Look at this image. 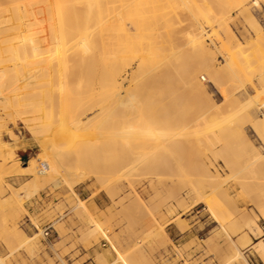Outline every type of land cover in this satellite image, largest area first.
Wrapping results in <instances>:
<instances>
[{"label": "rangeland", "instance_id": "374dc122", "mask_svg": "<svg viewBox=\"0 0 264 264\" xmlns=\"http://www.w3.org/2000/svg\"><path fill=\"white\" fill-rule=\"evenodd\" d=\"M90 1L89 6L81 9L84 12L83 15L88 18V23H95L101 26L104 19L103 14L97 15L100 11L98 8L100 0ZM116 1L119 3L123 0ZM185 1H189V13H186L187 8L182 10V12L178 8L177 15L174 17L176 21L175 26H178V28L176 27L177 29L182 30L180 26L184 27L187 24H184L186 19L184 17L186 14L188 16L192 14L191 17L189 16L192 19L186 16L188 18L186 21L188 24L194 23L196 28H198L197 30L202 29L203 36L215 62L211 60L209 63L208 69L211 72L202 69L200 72H197L199 77L196 76L197 79L199 78L198 80L204 82L208 89V94H210L209 96L212 97L211 99H207L202 94L203 92H196V90H193L196 93H192L194 96L192 94L188 96V92L191 93L190 90L192 89H188L189 83L186 76L182 74L185 73L183 71L186 66V64L183 66V63L187 61V58L190 60L195 55L198 57V54L190 57L192 52L187 45L183 46L187 50L184 48L179 53L181 56L178 55L177 57V61H179L176 67L178 69L177 72H174L175 69H172L173 71L166 76L167 79L165 77L161 79L162 82L165 80L164 83L166 85L171 84L173 86L174 84H178L177 86L166 87L164 84L166 89L164 88L163 90L164 86L163 84H159V82L152 87L148 75H144L142 71L144 76L147 75L148 81L144 77L145 80L143 79L144 81L141 82L146 81V84L152 87L149 86L150 91L151 89H154L152 90L153 92L155 91V93L151 91V95L148 91L146 97L147 103L148 101L151 102L152 95H160L163 100L161 104V98L152 97L155 99V102L152 99L153 104H148L152 105L151 107L152 109L154 107L155 111L150 108V105L142 108L138 103L127 106L123 104L124 108L122 107V103H117L116 99L120 102L122 95L125 93V88L130 84L129 78L133 69L129 65L127 66L128 69L122 70L129 77L124 80L123 89L119 88L121 92H118L117 89L116 91L111 90L113 86L109 87V85H106V80L105 83L99 82V84L96 82L97 86L95 85L92 89L88 88L85 90L92 99L95 96L96 99L98 98V101L101 100V103L96 101V104L97 102L99 103L97 106H100V109L95 106L93 111L86 114V116H91L93 112H99L100 110L99 113L97 112L96 119H94L96 122L94 121V123L98 124L101 122L103 124L99 123L102 126L96 135L88 134L85 137H74V139L70 137L69 139V137H65L66 135H50L45 137L33 134L19 116L20 95L15 94L7 104L0 108V119H2L0 123V141H3L5 144L6 155L9 154L11 148L15 152L13 158L8 159V166L0 172V182L3 181L0 187L4 186L3 188L5 189H3V192L1 191L2 189L0 190V262H2L0 264H264V252L262 253L260 250H257L256 245L253 247V244L260 239L264 242V172L260 168L256 170L254 168V171L249 169L248 165L255 158L251 154L252 152L248 151L246 143L240 142L242 139L239 133L232 130L236 125L244 122L246 124V126L244 125V131L245 133L247 132L246 135L264 152V143L258 138L251 126L252 123L259 121L264 114V83L262 84L264 81L262 78L264 77V67L261 68L264 66V61H262L264 60V41L263 43L261 42L262 39L264 40V7L257 6L254 0L247 2V5L252 9V13L257 16L259 26L263 29L262 37H260L254 31L255 29H253L252 24L248 22V17L240 13V9L234 3L229 4L226 0H212L213 2H211L215 3L213 5L208 0V4L205 2L203 4L201 0H192L193 3L191 0H173L172 3L173 5H182ZM195 1L197 3H194ZM74 5L75 2L72 0H63L58 6L61 9H69ZM222 5H226V9ZM170 9L171 7L168 8V10ZM219 10L222 13L226 12L227 22L232 32L235 33V37L238 38L239 48L237 47L234 50L237 53L233 50L231 53L223 49L227 40V30L225 29L226 31H224V28H226L224 26L225 23L222 25L219 23L220 21L217 22L219 18L217 15H223ZM215 11L219 13L216 15ZM138 12L140 17L148 18H152L158 14L155 9L148 8L143 4L139 5ZM194 12H200L199 15L203 17L197 15L198 18H196V13ZM183 13L185 16L182 17ZM210 13L214 16L213 18L216 19L218 17L216 22L214 21L215 19L210 17ZM45 22L46 25L56 23L55 20L52 21L50 18H46ZM126 24L129 28H132L133 23ZM200 24L204 28H201ZM165 27V22L157 25L153 29L155 35L141 37L134 41V43H127L125 47H130V44H132L134 48H141L149 41L151 42L154 39L153 37L161 38ZM179 35H174V38L168 39L165 42L166 45L168 46L177 41H184L189 36L187 34L185 38L182 32L183 38ZM118 42L114 43L115 47L121 46V43ZM184 42L186 43L187 41ZM250 44H252V48ZM255 44L257 51H253ZM248 47L250 51H244ZM233 53L234 55H232ZM239 53L241 55L238 58ZM250 53H254L253 55L257 54L258 56L251 57L252 54ZM259 56L263 59L259 58ZM197 57H194V59H197ZM52 58L53 62L58 63L63 59V54L59 50H56L52 53ZM248 59L253 61H249ZM258 60H260L259 62L262 61V63L255 64ZM235 62L238 65H235ZM181 65L184 68H179ZM225 65L228 66L227 70L224 69L226 68ZM217 67L220 70L223 69L221 73ZM243 67L244 69H242ZM252 68L254 69L252 70ZM71 70L61 69L58 73L67 75ZM179 70H181V73H179ZM228 70L234 73L239 71L235 75L237 74V77L240 75L238 78L243 83L241 84L240 81L237 83L238 78ZM243 70L246 71V74L242 72ZM254 70L257 71L254 72ZM217 71L219 72L218 76V73L215 74ZM248 71L251 73L249 76L247 75ZM207 72H210V74H207ZM138 73L140 74L141 71ZM241 73L247 75L248 77L246 78L248 80ZM257 73H262L263 76L259 74L254 78V75ZM173 75L175 78L183 77L185 79L175 80L173 79ZM176 75H181V77ZM204 75L206 78L203 77ZM208 75L215 82L219 79L217 86L221 82L222 84L219 87H215ZM224 75L226 76L222 77ZM138 76L137 80L141 77ZM250 76L251 78H249ZM194 78L190 81L193 86L195 84ZM258 79L261 82H258ZM103 80L101 79V81ZM139 81L132 82L131 87ZM169 81L171 83H168ZM183 83L185 87L187 86L186 88ZM239 83L240 86L237 85ZM140 84L142 87L143 83L139 82ZM158 84L160 85V89L156 88ZM244 84L245 86H243ZM178 86V91L174 93ZM222 87L229 89L227 90V94L231 92V97L225 94L226 91L222 90ZM97 89L100 91L95 93ZM136 89L134 90L133 88L134 91ZM141 89L138 90L140 91ZM161 89V94H159L158 92ZM102 90L104 93L101 92ZM110 90L111 92H109ZM138 90L136 91L137 94L139 93ZM85 91H83L84 94H86ZM143 91L144 89L140 91L139 95ZM163 91L168 92L167 96H164ZM89 92H92V94H89ZM200 93L201 95H199ZM96 94L98 97H96ZM173 94H175V97ZM183 94L185 95L182 96ZM105 95H108L106 97L108 101ZM227 96L231 99L229 98L228 100ZM166 97L167 99L170 97V99L167 100ZM96 99H94V104ZM103 99L106 102L102 103ZM77 100L80 101V99L76 98L70 104L79 106L77 104L80 102ZM164 100L165 105L167 104L166 106H163ZM209 100H213L218 108L215 105L213 106L215 108L210 107L209 105L212 106L214 103H210ZM156 102L158 104H155ZM174 102L177 105L172 104ZM228 102H231V104ZM168 103L172 105H168ZM200 104L202 108H200ZM222 104L224 107L221 106ZM236 104L238 105L236 106ZM207 105L209 106L207 109H210V112H207ZM135 106H137V110ZM101 107L104 108L102 109ZM190 108L191 110H189ZM160 109H162V112L165 109L168 110L167 112L166 110L164 111L166 115L161 113ZM234 109L235 112H233ZM220 110L222 111L221 113ZM122 113L123 115H121ZM105 114L107 115V119L103 118L106 116ZM153 118L156 121H153ZM166 120L171 123L166 122ZM2 122H4L3 125ZM59 122L60 119L57 118L56 124H59ZM76 124L77 122L73 123L70 127L72 128ZM128 124H130L129 128H126ZM180 124L184 125V127ZM164 126H168L169 128H165ZM124 128L128 129L126 131L130 132L129 135H127V132H124ZM165 131L170 133L168 134ZM172 131L173 133H171ZM162 133L164 138L161 136ZM166 134L167 136L172 134L170 139H168L169 137L165 138ZM157 135L165 141L161 138L159 140L162 143L160 141L157 142ZM48 138L50 140H47ZM78 139H81V143L77 141ZM42 141L45 144L49 142L47 146L62 152V165L66 167L62 174L56 175L57 177L54 176L53 179L47 175L36 179L33 172H16L13 165L16 166L17 161L20 163L18 164L21 166L20 168L23 169V166L29 165V160L32 157L39 158V168H41L40 163L46 162L48 164L47 170L50 169V161L46 158L44 159L46 157L44 155L46 149L41 144ZM15 143L18 146H15ZM75 143H78V145L76 144L77 147ZM235 145H240L244 148L241 147L240 150V146L236 147ZM74 146L79 153L74 150L75 148L71 149ZM65 150L70 152L68 153ZM21 152H27L29 156H23ZM39 154L42 155L38 156ZM72 162L75 163L74 167ZM10 165L13 166L11 171H9ZM241 167H244L242 172ZM76 168L78 171L82 170V168L84 171H90L91 177L77 183V185L75 184V187H71L70 183H66L63 175H66V170H75ZM237 168H240L239 172L236 171ZM54 179H61V183L58 184L60 186L53 184V182L55 183ZM82 191L84 193H80ZM97 196L100 199L106 200L107 205L96 206L93 200ZM198 197H207V200L211 199L209 203L216 216L210 212L208 208L210 206H207L209 204L206 201L197 200ZM3 201L6 203L4 204ZM256 224L261 229L260 233H257ZM161 226L163 231L160 230ZM33 236L35 237L33 238ZM209 236L214 238L210 237L209 239ZM24 238L26 239L25 241L23 240ZM240 251H242V255L245 257L238 255Z\"/></svg>", "mask_w": 264, "mask_h": 264}, {"label": "bare ground", "instance_id": "6f19581e", "mask_svg": "<svg viewBox=\"0 0 264 264\" xmlns=\"http://www.w3.org/2000/svg\"><path fill=\"white\" fill-rule=\"evenodd\" d=\"M72 1L75 2V5L72 8L61 9L58 5L60 3H62L63 0H0V108H2L5 104H7L13 98V96H15V94L20 95L21 99L19 101V107H18L19 116H20L21 120L29 127V130L33 134L38 135V136L42 135L45 137L50 136V135H52V136L53 135H60V136L64 135L65 136L66 135L65 137H67V138L69 137V139H70V137H72L71 139H74V137L77 138L80 136L85 137L88 134H95L96 135L100 131V127L102 126L101 124H103L101 122H99L101 124H99V123L95 124L94 123V121H95L94 119H96L95 117L100 112V110H99V112L98 111H96L95 113L93 112V114L91 116H86V114L93 111L95 109V106L98 109H100L99 108L100 106L98 107L97 105L99 104L98 102L101 103V100L98 101V98L96 99L95 96L92 95L94 97V99H96L95 104H94V99H92V97H90L86 93L85 90H87L88 88L92 89L97 84L96 82L105 83L107 81L106 85H109V87L110 86L116 87V88L112 87V89L110 88L111 90L116 91V89H117L119 92L120 91L119 88L123 89L122 86H123L124 80L128 79V77H129L128 75H125L122 72V70L126 69L128 65L131 66V69H133L131 76L129 78L130 84L128 87H126V88L124 87L125 93L123 95L121 94L122 95L121 99L119 97L120 102H118V99H116V101H117V103H122V105L124 104L126 106L127 105H136L138 103L142 108L147 107V105H150L148 103H152L153 101L155 102L154 98H159V99L161 98L159 94H161L162 89L164 90V88H165V86H164L165 80L162 82L161 79H163V77L166 78V76H168L173 71L172 69H175L176 71L174 70V72H177L178 69L176 67H177V63L179 62V61H177L178 60L177 57H178L179 53L182 50H184L185 47H183V46H187V45H188L187 47L192 52L190 57H192L194 54H198V57L195 55L190 60H188V58H187V61H185L184 63L182 62L183 66L186 64L185 70L183 71L185 73H182V74H183V76H186V79L189 83L188 89L189 88L192 89V90H190L191 93L188 92V96H189V94H192V93L196 94L195 91L193 92V90H196V92L197 91L203 92L202 94H204V96L207 99L212 98L209 96L210 94H208V89L205 86L204 82L202 81L203 82L202 83L201 80H198L199 78L197 79V76H198L197 72H200V70H202V69H206L208 71L209 70L208 66H209L210 61L211 60L214 61L215 59L213 60V58H212V53L209 51V47H208V44L206 43V40L203 36L202 29L197 30L198 28H196V25L194 23L188 24V22L186 21L188 19L187 17L190 16V15L188 16V14H186V13H189L188 10H190L189 9V1L188 2L185 1L182 5H173V3H172L173 0H123L119 3H117L118 1H116V0H100L98 3V8L100 9V11L97 13V15L103 14L104 19L102 21L101 26L96 25L95 23L94 24L88 23V21H89L88 18L85 15H83L84 12H82L81 9L89 6L91 3L90 0H72ZM211 1L212 0H210V1L208 0V2H211ZM226 1L229 4L234 3V5L240 9V13L245 14L248 17V19H249L248 22L250 24H252V26L254 27L253 29H255L254 31L256 32V34L258 36L262 37L261 35L263 34L262 33L263 29L259 26L257 16H255L252 13V9L247 5V2L249 0H226ZM201 2L202 3L205 2L208 4L207 0H201ZM254 2L257 6H263L264 7V0H254ZM192 3H193V1H192ZM194 3H197V2L195 1ZM141 4H143L144 6H146L148 8L155 9L156 12H158V14L154 15V17H152V18L140 17L138 9H139V5H141ZM213 4H215V3H212V5ZM190 6H192V5H190ZM223 6L226 9V5H222V7ZM167 7L168 8L171 7V9L168 10ZM178 8L181 9L180 12H182V10H185L187 8V10H186L187 12L186 13L184 12L187 17L185 16L184 13L182 14V17L185 16L184 19L186 18L184 21V24L185 23H187V24H185L184 27L182 25L180 26V28H182V30L180 29L181 31L179 29H177L178 26H175L176 21L174 19V17H176V15H177ZM225 9H223V10H225ZM192 10H194V9H192ZM219 12L222 13L220 10H219ZM219 12H216V15ZM194 13H196V12H194ZM199 13L200 12L195 14L196 18H198V16L203 17L202 15H199ZM225 13L226 12L224 11L222 13L223 14L222 16H220V14H218L217 16L219 18L216 16L215 17H216V19L218 18L217 22L220 21L219 23H221L222 25L225 23L224 26L226 28H224V31L227 30V37H226L227 40L225 42V45L223 46V49H225L226 51H230L232 53V50L234 51L238 47V41H237L238 38H236L235 33L232 32V30H231V28L227 22V15H225ZM170 15H172V16H170ZM180 16H181V13H180ZM191 16H192V14H191ZM210 17L213 18L214 16L211 14ZM46 18H50V19H52V21L55 20L56 23L51 24V25L50 24L46 25V22H45ZM190 19H192V18H190ZM213 19H215V18H213ZM216 19L214 20L215 22H216ZM173 20H174V22H173ZM163 21L166 23V27L163 30L161 38L153 37L154 39H152L151 42L149 41L145 46H143L141 48H134L132 46V44H130V47L129 46L125 47V45L127 43H129V42L134 43V41H136L137 39H139L141 37H145V36L147 37L149 35L150 36L155 35V33L153 32L154 27L157 25L163 24L164 23ZM196 22H197V19H196ZM126 23H133L132 28H129L128 26H126L127 25ZM177 23H180V22H177ZM222 25H221V27H222ZM200 26H201V28H204L201 24H200ZM218 26H219V24H218ZM252 26H251V28H252ZM221 29H223V28H221ZM178 30H179V32H178ZM181 32L185 38H186L185 35H187V34L189 35L188 39L184 40V41H187L186 43L184 41H177V42L172 43L168 46L166 45L165 42L168 39L174 38V35L175 36H178L179 34L181 35ZM183 32L187 33V34L184 35ZM215 34H218V33H215ZM225 36H226V33H225ZM181 37H182V35H181ZM259 39H261V38H259ZM257 40H258V38H257ZM116 41H119L118 43H121L120 47L114 46V43H116ZM263 41L264 40L262 39L261 42L263 43ZM254 43H255V41H254ZM250 46L252 48V44H250ZM254 48H253L254 49L253 51H255V50L257 51L256 44H255ZM263 48H264V46H263ZM56 50H59L60 53L63 54V59L58 63L52 61L53 60L52 53ZM185 50H187V49L185 48ZM246 50L250 51L249 47H248V49L245 48L244 51H246ZM244 51H243V54H244ZM234 52L237 53V51H234ZM255 53H257V52H255ZM250 54H252V53H250ZM250 54H248V55H250ZM253 54L251 57H253V56L257 57L258 56L257 54H256L257 56L253 55ZM232 55H234V53ZM240 55L241 54L239 53V55L238 56L236 55V56L239 58ZM260 55H262V54L260 53ZM179 56H181V55H179ZM187 57H189V56H187ZM194 57L195 58L197 57V59H194ZM259 58H262V57L259 56ZM134 61H135V64H134ZM245 61H246V58H245ZM249 61H253V60H249ZM259 61L260 60H258V62L255 64L262 63V61H264V60H262L261 62H259ZM175 62H176V64H175ZM237 62H238V60H237ZM236 64L237 63L235 62V65ZM253 64H254V62H253ZM227 65H225L226 68H224L226 70L228 67ZM260 65H262V64H260ZM183 66L181 65L179 68H182ZM263 67L264 66H262L261 68H263ZM61 69H70V70L73 69V70H71L67 75H65V74H59L58 73V71ZM242 69H244V67ZM253 69L254 68H252V70ZM255 69H256V67H255ZM181 70H179V73H181ZM222 70L219 69V72L221 73ZM230 70H231V68H230ZM230 70H228V71H230ZM233 70H235V68H233ZM139 71H141L140 74L138 73ZM142 71L144 72V75L145 74L148 75V79H149L150 85L152 84L151 85L152 87H154V84L159 83V82H160L159 84H163V86H164L161 90H159L160 91V92H158L159 94L156 93L159 96H155V95L153 96L152 95L151 99H150L151 102L148 101V103H147V98H146L148 91L150 92V95H151V91L154 89H151V91H150L151 86L146 84V81L141 82V81L145 80L144 77H146V80H147V75L144 76L142 74ZM213 71H214V69H213ZM213 71H212V73H214ZM255 71H257V70H254V72ZM210 72H207V74L208 73L210 74ZM219 72L217 71V72H215V74L218 73L217 74V76H218ZM236 72L238 74L239 71H236ZM242 72H245L244 74H246V71L243 70ZM250 72H251V70H250ZM250 72L249 71L247 72L248 76H249V74L251 75ZM136 73H138L139 76ZM212 73H211V75H212ZM231 73H233L235 75L234 72H231ZM237 74L235 75L236 78L240 77V75L237 77ZM241 74L244 75L243 73H241ZM259 74H262V73H259ZM259 74L257 73L254 75L255 77L254 76L253 77L256 78V75H259ZM263 74H262V76H263ZM100 75H102V76H100ZM136 75L138 77L141 76L140 79L142 78V75H143L142 80H140V79H139L140 81L137 80ZM181 75L180 76L176 75V76L181 77ZM247 75H244L245 78L248 77ZM99 76L102 80L103 79L104 80L101 81V79L98 78ZM103 76H104V78H103ZM225 76L226 75H224L222 77H225ZM193 77H195L194 78L195 79L194 86L191 85V83H190V81ZM203 77L206 78L205 75ZM208 77L210 78L211 76L208 75ZM182 78L183 77L175 78V76H174L173 79H175V80L181 79L182 80ZM245 78H243V79H245ZM249 78H251V76ZM262 78L264 80V77H262ZM183 79H185V78H183ZM221 79H224V78H221ZM210 80L212 81V83L215 87H219L220 84H222V82H221V83H219V86H217L218 85L217 82H219V79H218V81L216 79L217 82L213 81L212 78H210ZM237 80H238L237 81V83H238L241 79L238 78ZM246 80H248V79L246 78ZM134 81L135 82L139 81L140 83H143L142 87H141V84L139 85V82L135 83V85L133 87H131L132 82H134ZM259 81L261 82V80L258 79V82ZM179 82H184V81H179ZM168 83H171V82L169 81ZM223 83H224V80H223ZM240 83L242 84L243 82L240 81ZM240 83L237 85L240 86ZM263 83H264V81L262 82V84ZM159 84L156 87L157 89L160 86ZM245 84L243 86H245ZM144 85H145V87H144ZM174 85L177 86L178 84L177 85L174 84ZM174 85L171 86V84L170 85L168 84V85H166V87L167 86L168 87L169 86L174 87ZM183 85H184V83H183ZM118 86H120V87H118ZM146 86H148V87H146ZM106 87L108 88V86H106ZM171 87H170V90H171ZM180 87H182V86L180 85ZM184 87H185V85H184ZM232 87H234V86H232ZM133 88H134V90H135V88H137L136 91L138 89L143 88L144 91H146L145 96H144V91L142 92L141 95H139L140 91H142L143 89H141L140 91L138 90L139 93L137 94L136 91L133 90ZM178 88H179V86L176 88L174 93L176 91H178L177 90ZM222 88H221L222 90L226 91V93L225 92L224 93L227 94V90H229V89H226V87H222ZM172 89H174V88H172ZM238 89H239V87H238ZM97 90L95 91V93L96 92L98 93L100 91V90H98V91ZM106 90H108V89H106ZM111 90L109 92H111ZM167 90H169V89L167 88ZM183 90H184V88H183ZM83 91H85L86 94H84ZM187 91H189V90H187ZM230 91H231V89H230ZM101 92L104 93L103 90ZM164 92L165 91H163L164 96L165 95L167 96L168 92L167 93L166 92L164 93ZM169 92H171V91H169ZM152 93H155V91L154 92L152 91ZM89 94H92V92H89ZM230 94H231V92H229L227 95H230ZM184 95L185 94H183L182 96H184ZM199 95H201V93ZM231 95H230V97H231ZM102 96H101V98H102ZM107 96L108 95H105V98ZM118 96H120V95L118 94ZM161 96H163V95H161ZM173 96L175 97V94H173ZM176 96H177V94H176ZM192 96H194V95L192 94ZM96 97H98L97 94H96ZM152 97H154V98H152ZM177 97H179V96H177ZM230 97H228V100ZM76 98L80 99V101L77 100L78 102H80L79 104H77L79 106H76V104H75V106L70 104V102ZM103 98H104V96H103ZM148 99H149V97H148ZM152 99H153V101H152ZM166 99H167V97H166ZM169 99H170V97H169ZM169 99H167V100H169ZM106 100L108 101V98H106ZM106 100L104 101V99H103L102 103L106 102ZM165 100L163 102L164 103L163 106L165 105ZM174 100H176V99H174ZM77 101H76V103H78ZM96 101H98L97 104H96ZM116 101H115V103H116ZM156 101H157V99H156ZM162 101L163 100L161 98V101H160L161 104H162ZM182 103H186V102H182ZM210 103H214L212 106L209 105L210 107H213L215 105V102L213 100L210 101ZM226 103L227 102L225 100V104ZM228 103L231 104V102H228ZM155 104H158V103L156 102ZM172 104H175V102ZM172 104L168 103V105H172ZM124 105L122 107H124ZM175 105H177V104H175ZM179 105H180V103H179ZM237 105L238 104H236V106ZM151 106L152 105H150V108L152 109ZM209 106L207 105L206 109L209 108ZM221 106H223V104ZM106 107H107V105H106ZM176 107H174V108H176ZM215 107H216V105H215ZM215 107H213V108H215ZM135 108L137 110V106H135ZM155 108L157 109V107H155ZM169 108H171V107H169ZM200 108H202L201 104H200ZM204 108H205V106H204ZM204 108H203V110H204ZM213 108H211V109L213 110ZM216 108H218V107H216ZM119 109H120V107H119ZM166 109H167V107H166ZM180 109L182 110V107ZM112 110H114V109L112 108ZM152 110H154V107ZM161 110L162 109H160V111ZM189 110H191V108ZM207 110H206L207 112H210V109H207ZM244 110H246V109L244 108ZM164 111L163 112L161 111V113H164ZM167 111L168 110H166V112ZM176 112H177V110H176ZM221 112L222 111L220 110V113ZM233 112H235V109ZM241 112H242V110H241ZM107 113H110V112H107ZM153 113H156V112H153ZM158 113H160V112H158ZM226 113H224V114H226ZM243 113H245V112H243ZM127 114H128V112H127ZM239 114H241V113H239ZM121 115H123V113ZM167 115H169V114H167ZM208 115H209V113H208ZM55 116H57V118L60 119L59 124H56L57 118H55ZM162 116H164V115L162 114ZM202 116H204V115H202ZM225 116H227V115H225ZM241 116H244V115H241ZM106 117H107V115L103 118H106ZM193 117H194V115H193ZM229 118H231V117L229 116ZM229 118H227V119L229 120ZM248 118H249V115H248ZM102 119H100V120H102ZM163 119H161V120H163ZM1 120L2 119H0V123H1ZM78 121H80V122H78ZM153 121H156V120L154 119ZM179 121H181V120H179ZM192 121H194V120H192ZM236 121H238V120H236ZM14 122H16V121L14 120ZM75 122H77L76 126H73L71 128L70 126ZM166 122H168V121L166 120ZM239 122H241V121L239 120ZM3 123L4 122H2V125H3ZM157 123H159V122L157 121ZM168 123H171V122H168ZM182 123H184V122H182ZM234 123H235V121H234ZM247 123H248V121H247ZM129 125L130 124H128L126 128H129ZM180 125H182V124H180ZM244 125L246 126V124H244V122H241V123H239V125H236L235 128L232 130L237 131L239 133V136L242 139V141L240 140V142L246 143L245 145H247L246 147H247L248 151H251L252 152L251 154L255 158V160L251 161L250 164L248 165L249 169L253 170L255 168L254 170H256L257 168L258 169L260 168L264 172V152L254 143V141L250 140L248 135H246L247 132L245 133V131H244ZM182 126L184 127V125H182ZM251 126L254 129V131L256 132V135L258 136V138L264 143V114L261 116V119H259V121L252 123ZM166 127H168V126H166ZM4 129H5V127H4ZM174 129H175V127H174ZM176 129H179V128H176ZM2 130H3V127H2ZM126 130H128V129H125L124 132H127V135H129L130 132H128ZM8 131H9V128H8ZM165 132H167V131H165ZM167 133L169 134L170 132H167ZM171 133H173V131ZM171 135L172 134H170V136ZM161 136H163V133ZM170 136L169 135L167 136V134H166L165 138L169 137L168 139H170ZM156 138H157V142L160 141V143H162L161 140H159L162 137L160 138L157 135ZM163 138H164V136H163ZM41 139H39V140L41 141ZM47 140H50V139L48 138ZM80 140L78 139L77 141H79L81 143ZM86 140H87V138H86ZM86 140H84V142H86ZM43 141L41 144L46 149L45 153H44V155L46 157H44V159L46 158L50 161V163H51V165L49 167L50 169L45 170V171L42 170L38 166V159L39 158L38 157H32L29 160V165L23 166V169L20 168L21 166L18 165L20 163H18V161H17L16 162L17 165L16 166L13 165L15 167L16 172H18V173L19 172L20 173H28V172L32 173L33 172L36 179L41 177V176H44V175L51 176L53 179L54 176L62 174L63 170H65L64 168H66V167H63V165H62V159H61L63 157L62 152L59 150H56L54 148H50L49 146H47V144L49 145V142L47 141L48 143L45 144V142H43ZM67 143H68V140H67ZM236 143L238 144V142H236ZM70 144H71V142H70ZM76 144L78 145V143H75V145ZM77 145H76V147H77ZM235 146L239 147L240 145L239 146L235 145ZM242 146L239 147L240 150H241ZM76 147L74 146L71 149L73 150V148H75L74 150L77 151ZM242 148H244V147H242ZM5 149H6L5 144L3 143V141H0V172L8 166V159L13 158V154H15V152L11 148V151L9 152V154L6 155ZM68 149H70V148L68 147ZM71 149H70V151H71ZM65 151H67V150H65ZM72 152L74 153V151H72ZM77 153H79V152L77 151ZM41 155L42 154H39L38 156H41ZM72 156H73V154H72ZM74 165H75V163H73V167H74ZM10 166H11V168L9 171H11L12 167H13L12 165H10ZM241 168H242L241 169V172H242L244 170V167H241ZM68 169H69V167H68ZM236 171L239 172L240 168H237ZM236 171H235V173H237ZM89 172H88V170L84 171L83 168H82V170L78 171V169L76 168L75 170H66L65 171L66 175L64 174L66 177L64 175H63V177H64V180L66 181V183H70L69 185L71 187H73V186L75 187V184L77 185V183L84 181L85 179L91 177V174ZM25 175H27V174H25ZM233 176H234V174H233ZM54 181H55V183L53 182V184H55V185H58L61 183V179H56V180L54 179ZM2 182L3 181H1L0 184ZM58 186H60V185H58ZM3 187L2 188L0 187V190L2 189L1 190L2 192L5 190ZM2 192H1V194H3ZM203 196H205V195H203ZM7 200H9V199H7ZM197 200L206 201V203L209 204L207 206L211 205L209 203V200H211V199L207 200V197H198ZM7 202H9V201H7ZM5 203L6 202H4V204ZM1 205H3V204H1ZM84 206H83V208H84ZM208 208H209L210 212L214 216H216L215 212L213 211L212 206H210ZM215 220H217V219H215ZM257 225L258 224H256L255 226H257ZM160 230L163 231L162 226H161ZM257 230H258L257 233L261 232V229L259 226H257ZM218 234H220V233H218ZM106 236L109 238L108 235H106ZM23 237H24V235H23ZM34 237L35 236H33V238ZM210 237L212 238V236H209V239H210ZM23 240L25 241L26 239L24 238ZM110 240H112V239H110ZM32 241H33V239H32ZM30 242H31V239H30ZM255 245L257 246L256 247L257 250H260L262 253L264 252V242L262 239L255 242L253 244V247ZM114 248H116V247L114 246ZM239 253H240V254H238L239 256L245 257L244 255H242V251H240ZM2 261H3V259H2ZM0 263H2V262H0Z\"/></svg>", "mask_w": 264, "mask_h": 264}, {"label": "crops", "instance_id": "0c3cea01", "mask_svg": "<svg viewBox=\"0 0 264 264\" xmlns=\"http://www.w3.org/2000/svg\"><path fill=\"white\" fill-rule=\"evenodd\" d=\"M15 146H18V144L15 143ZM21 154H23V156H26V155L29 156V153H27V152H21ZM20 157H21V156H20ZM80 193H84V191H82V192H80ZM93 202H94V204H95L96 206H98V207H100V205H103V206L107 205L106 200H104V199H100V197H98V196H97L96 198H94Z\"/></svg>", "mask_w": 264, "mask_h": 264}, {"label": "built area", "instance_id": "2783aa9c", "mask_svg": "<svg viewBox=\"0 0 264 264\" xmlns=\"http://www.w3.org/2000/svg\"><path fill=\"white\" fill-rule=\"evenodd\" d=\"M41 169L44 170V171L47 170L48 169V164L46 162H42L41 163Z\"/></svg>", "mask_w": 264, "mask_h": 264}]
</instances>
